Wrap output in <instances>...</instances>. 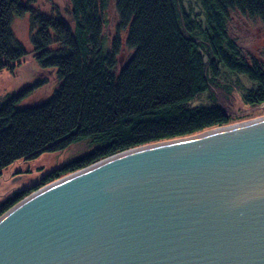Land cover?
<instances>
[{
    "label": "trees",
    "instance_id": "1",
    "mask_svg": "<svg viewBox=\"0 0 264 264\" xmlns=\"http://www.w3.org/2000/svg\"><path fill=\"white\" fill-rule=\"evenodd\" d=\"M116 0L118 32L127 31L130 56L116 72L122 39L104 47L107 0H70L73 26L36 13L23 0H0V71L27 52L12 30L14 17L31 12L34 58L55 68L59 87L45 102L19 107L38 85L0 103V176L20 159L32 160L89 140V149L0 203V216L32 191L101 159L148 143L190 136L232 122L225 72L253 82L243 100L264 103V62L231 35V10L264 23V0ZM207 96V103H193Z\"/></svg>",
    "mask_w": 264,
    "mask_h": 264
},
{
    "label": "water",
    "instance_id": "2",
    "mask_svg": "<svg viewBox=\"0 0 264 264\" xmlns=\"http://www.w3.org/2000/svg\"><path fill=\"white\" fill-rule=\"evenodd\" d=\"M0 264H264V116L40 187L0 216Z\"/></svg>",
    "mask_w": 264,
    "mask_h": 264
},
{
    "label": "rangeland",
    "instance_id": "3",
    "mask_svg": "<svg viewBox=\"0 0 264 264\" xmlns=\"http://www.w3.org/2000/svg\"><path fill=\"white\" fill-rule=\"evenodd\" d=\"M28 3L36 13H44L49 16L62 17L73 26L70 15V0H23ZM188 9L194 13H200L197 0H183ZM106 23L104 26V47L110 48L113 39L118 32L119 15L116 9V0H107L105 10ZM31 12L23 17H14L12 30L15 37L26 49V56L13 69L0 71V103L7 96L34 85L40 80L46 79L35 87L32 92L22 99L18 106L27 107L47 101L59 87V79L55 68L44 69L40 67L34 58L33 46L30 35ZM230 33L236 37L243 49L250 55L264 62V23L261 19H249L238 11L231 10ZM122 48L118 55V63L115 71L119 72L122 65L130 56V50L126 44L127 31H121ZM222 83H231L232 90L227 102L232 123H238L249 119L264 116V103L256 106L246 104L243 100V88H250L253 82L244 75H235L225 72ZM207 103L204 95L196 100L193 105ZM89 149V140L80 141L68 148L57 152H46L32 160L20 159L6 167L0 176V203L12 196L14 192L30 188L36 185L49 171L60 167L66 161L85 153ZM33 192V191H32ZM31 192V193H32Z\"/></svg>",
    "mask_w": 264,
    "mask_h": 264
}]
</instances>
